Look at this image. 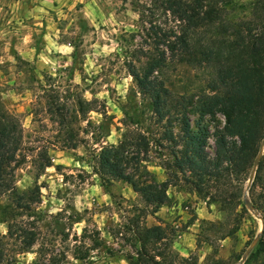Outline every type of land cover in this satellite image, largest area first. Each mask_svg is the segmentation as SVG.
Instances as JSON below:
<instances>
[{
	"label": "trees",
	"instance_id": "obj_1",
	"mask_svg": "<svg viewBox=\"0 0 264 264\" xmlns=\"http://www.w3.org/2000/svg\"><path fill=\"white\" fill-rule=\"evenodd\" d=\"M151 4V14L160 13L173 25L155 30L151 26L148 35L154 44L165 46V51L151 57L142 72L133 70L131 75L156 122H164L160 137L153 143L169 144L172 162L166 161L161 167L187 175L186 182L199 194L204 188L221 191L233 178L239 180L253 168L264 140V0L249 2L245 6L247 16L240 20L229 18L236 6L233 0H151ZM168 59L178 65L210 68L211 78L195 93L172 96L164 79L159 78ZM78 105L84 112L82 103ZM49 109L57 114L58 125L67 128L65 107L51 105ZM190 113L199 120L222 116V128L213 133V155L207 151L208 131L205 127L193 130ZM174 124L178 127L176 134ZM21 131L17 117L0 104V199L6 198L0 204V223L8 224L7 235H0V264L9 241H19L18 254L29 252L36 242V232L27 229L21 218L34 212L32 206L38 203L39 187L23 192L14 187V173L24 162L23 156L20 161L15 159L22 142ZM71 140L69 136L66 142ZM150 144L141 134L128 138L123 133L116 150L105 149L101 153L99 168L104 177L102 184L125 182L155 213L169 203L166 193L170 182L158 183L141 164L147 161ZM260 186L264 187V156L258 158L249 189L250 203L263 220L262 233L251 256H260V264H264V197L255 194ZM217 196L214 202H225L221 192ZM240 197L236 203L240 207L237 224L221 239L233 236L244 218L241 214H248ZM128 232L134 254L125 256L127 264H197V259H185L171 251L162 226L146 227L133 222ZM49 264H54L53 258ZM211 264L226 262L214 259Z\"/></svg>",
	"mask_w": 264,
	"mask_h": 264
},
{
	"label": "rangeland",
	"instance_id": "obj_2",
	"mask_svg": "<svg viewBox=\"0 0 264 264\" xmlns=\"http://www.w3.org/2000/svg\"><path fill=\"white\" fill-rule=\"evenodd\" d=\"M236 4L235 10L229 14V18L233 20H240L243 17L247 16V10L245 6L253 0H233ZM16 0H3L0 3V8L3 11H0V28H2L7 21L12 19V11L9 7L5 5L15 3ZM119 0H112V7L115 8ZM124 5H128L133 12H139L140 19L134 21L133 27L137 28L133 32H125L124 28H121L119 33L114 35L112 39L116 41L119 45L122 46V55L130 57V60L125 61V67L131 71L142 72V69L147 65L151 57H157L158 54L165 51V46L162 44L156 45L153 40H151L148 35L151 26L160 27L161 29H167L172 27V23L167 22V19L157 13L155 15L151 14L149 10L152 8L147 7V3H140V0H122L120 3V11H124ZM32 0H25L24 7L20 9L18 16L23 19L25 9L30 10L32 7ZM55 6V5H54ZM244 6V7H242ZM83 7V5H78L77 10ZM153 12V11H152ZM119 15V12H117ZM29 27L33 26L34 21L25 22ZM44 23V22H42ZM119 23V21H117ZM151 23V24H150ZM79 27L82 32L87 33L89 28L87 23L84 21H78ZM18 27L15 21L12 25L9 26V30L12 28ZM47 25L45 23V29ZM71 31V29L69 30ZM91 31H95L92 29ZM44 34V29L41 30V35ZM36 40V49L37 55L43 46L42 40H38L35 36L33 37ZM79 40V37L76 38ZM16 38H12L13 46L16 44ZM3 41L0 40V49L3 48ZM83 43V41H80ZM103 43V42H102ZM9 54L14 56L17 60L15 65V72L10 73L9 68L13 67L10 63H5L0 65V92L15 91L17 95H20L25 90L33 93L34 102L27 105L24 113L17 112L16 110L24 106V102L20 101L16 104H13L12 101H3V98L0 97V104L5 110L13 114L18 121L20 118L28 114V110H31L33 114V120L37 124L39 121L37 117L42 114L52 117L56 121L58 116L55 113L49 112V107H55V105H62L65 107L64 113L67 116L68 121V131L65 134V141L68 137L71 136L75 138V133L72 130V125L76 122V112L80 113V116L83 117L90 105L83 102L78 95H75L66 85L64 87V92L60 93L57 89L49 87L45 91L44 86L40 84L36 76V66L34 64H29L28 61L21 59L19 53L15 51V47H11ZM0 55H3L0 51ZM74 56V65H77L81 62L83 56L82 51H77L73 54ZM168 56V53L166 57ZM131 60H135L136 64H132ZM143 61V62H141ZM167 68L164 70L162 76L165 81V86L169 89V92L172 96H180L183 94L195 93L199 88L204 87L206 81L211 78L212 71L211 69H199L195 67L178 65L175 61L167 60ZM139 65V67H137ZM68 71V70H64ZM17 73H23L21 77H18L15 83H12L13 77H16ZM41 75L44 76V81L48 85L56 83V80L53 77L47 75L46 71L41 72ZM8 79L9 83L4 85V80ZM69 79H71V74H69ZM95 82V81H93ZM83 83V79H82ZM43 92V96H37L36 92ZM63 98L65 101L61 104L59 101ZM74 99V103L72 102ZM113 99L112 93H109V100ZM81 102L84 108V112L79 109L78 103ZM93 105L96 104V101L92 102ZM102 110H104V115L106 119L102 125V131L111 135L114 131L120 137L119 141L122 138L123 133L128 134V138H135L137 135L141 134L146 137V139L151 143L149 153L145 156L146 162L144 164L148 165L146 167L147 171L150 173L151 177L155 179L158 183L161 182H170V185L167 188V195L169 197V203L163 208H167L168 211L157 215L160 212V209L155 213L150 211V208H147L144 202L142 201L140 195L138 194L137 205L132 209V215L126 218V223H123L119 226H114L111 223H106L104 229H97L93 227L91 233H89L88 227L86 226L81 230L79 234H73L72 228L74 224L80 223L82 217L77 216L75 218L70 217L67 224L62 222V214L57 213L54 217L48 216L47 208L43 213L37 211V206L43 201L40 199L42 195L39 192L38 203L32 206L34 212L30 214L31 216L28 219H22L24 226L27 229H33L36 232V242L41 246L38 249H35L37 259L32 261V264L37 262V264H49L50 259H54V264H71V261L67 260V254L71 253L73 259L78 262V264H119L120 260H125V256L128 254H134V248L129 242L131 239L128 228H131L133 222H137L138 225L151 227L159 225L165 228L167 240L170 243L171 251L174 254H177L181 257V251H187L188 257L192 259H197V264H200V259L198 253L205 245L211 248V252L205 257L203 264H211L214 259H221L226 262V264H260L261 257H253L251 253L254 252L255 247V238L261 229V220L259 218V213L256 212L258 217H256L252 212L246 207L248 214L244 217L235 234L231 237H226L224 239L229 240V245L221 247L217 241L224 240L221 239L230 229H233L237 222L236 220L240 217V207L236 206L238 196L241 201L245 203L246 200L250 202L249 190L247 195L245 193L248 181L250 177H253V168L247 172L246 175L241 176L239 180L233 178L224 189L217 190L215 187L211 189H203L202 193H197L193 189V185L186 182L185 177L177 171L165 170L161 165L166 161L172 162V156L170 153V145L164 142L162 146H157L153 143L161 135L164 122L158 124L156 122L155 116L151 111L149 103L142 98L138 93V90L133 82V86H130L127 90L126 96L124 97L123 103H116L113 105L115 110H119L122 113V116L118 118L114 111L108 109L107 103L100 102ZM11 109V111H10ZM53 111V109H52ZM189 120L193 130H196L198 127H205L209 133V138L207 140L208 147L207 151L210 155L214 153V138L213 133L216 128H222L223 118L220 114H217L214 119L210 117H204L203 120H199L198 116L194 113L189 114ZM51 122V120H50ZM58 124V123H57ZM58 127L63 130L59 125ZM121 129H124L121 132ZM41 132H47V126H40ZM173 131L176 134L178 132V127L176 124L173 126ZM60 135V132H57V136ZM23 139V137H22ZM43 136H36L35 143L39 144L43 140ZM55 138H53L54 140ZM118 141V142H119ZM261 145V154L264 156V140ZM51 142H49L50 146ZM155 146H154V145ZM29 153L33 151V148L26 149ZM46 152L45 148H42V158ZM63 165H57V172L61 170ZM158 167L160 172L150 171V168ZM23 178V177H21ZM82 179L81 177H77ZM67 182V178H66ZM102 187L105 191H116L120 190L121 186H129L125 182H112L108 184H102ZM35 187V186H34ZM33 187V188H34ZM40 187H46L45 185H40ZM174 191L169 192V189ZM32 189V188H31ZM250 189V188H249ZM20 190V189H19ZM28 190V189H27ZM47 190V189H46ZM21 191V190H20ZM241 191V194H240ZM225 197V202H214L217 199L219 193ZM255 194L258 197H264V187H257ZM59 198V193L57 194ZM235 198H233V197ZM195 197V199H193ZM122 199V197L120 198ZM219 199V198H218ZM261 201L263 200L260 198ZM203 205L204 212L206 215H213V210L215 213L221 217L219 220H201L200 217L196 214L199 205ZM117 207H120V204L117 202ZM246 206V204H245ZM178 209V210H177ZM177 210V211H174ZM180 213H184L188 218L182 219ZM239 215V216H238ZM199 221V228L194 234L195 238V249L193 252L192 249L187 247L188 241L182 239L185 236H193V233L189 231L196 222ZM87 221L85 224L87 225ZM101 231H106L108 235L111 236V242H108L106 239H102L100 236ZM71 239V247L68 246V242ZM87 241V243H85ZM174 245L179 246V251L174 247ZM19 241H9L5 247V258L1 264H27V261L16 260L15 257L19 255H31L33 247L29 252H23L18 254ZM245 256L244 261L242 258ZM187 257V258H188ZM127 264V262H126Z\"/></svg>",
	"mask_w": 264,
	"mask_h": 264
},
{
	"label": "clouds",
	"instance_id": "obj_3",
	"mask_svg": "<svg viewBox=\"0 0 264 264\" xmlns=\"http://www.w3.org/2000/svg\"><path fill=\"white\" fill-rule=\"evenodd\" d=\"M2 2L3 0H0V3ZM121 2L122 0H119L113 8L112 0H32L33 6L30 10L25 9L23 19H21L18 13L24 7L25 0H16L15 3L5 5L11 9L12 19L0 28V40L4 42L3 48L0 49L3 53L0 55V65L10 63L13 67L8 71L15 72L17 60L9 54L10 48L15 47L21 59L36 66V76L45 91L51 87L63 93L62 85L67 82L66 86L83 102L90 105L83 117L78 111L76 112L77 120L71 126L75 138L70 142L65 141L68 129L61 130L57 121L48 115L42 114L37 117L39 121L37 124L29 109L28 114L19 119V128L22 130L20 134L23 139L15 154V159L20 161L23 156L24 162L14 173V187L22 192L34 186L39 187V192L42 194L40 199L43 203L37 206V211L43 213L47 208L49 217L60 213L62 222L65 224L69 222L70 217H82L80 223L74 224L73 234H79L86 226L91 233L93 227L102 230L106 223L114 226L122 225L126 223V218L133 214L132 209L135 206L142 207V205H137L138 194L132 191L131 186H121L118 192L105 191L101 185L104 177L99 168L101 153L105 149L116 150L120 139L114 131L111 135L102 131L106 116L100 102L107 103L108 109L114 111V114L120 118L122 113L115 110L113 105L123 103L128 88L133 86V76L125 67V61L130 60V57L122 55V46L112 37L119 33L121 28H124L125 32L136 31L137 28L133 27L132 22L138 21L140 14L133 12L128 5H124V11H120ZM140 3H147V7H152L151 0H140ZM78 5H83V7L77 10ZM0 11L3 9L0 8ZM13 21L18 27L9 30ZM26 21H34L33 26L29 27ZM78 21L87 23L89 28L87 33L82 32ZM42 29H44L43 35H41ZM92 29L95 31H91ZM34 36L43 42L38 55ZM13 37L17 41L14 46ZM77 37L79 40L76 39ZM78 50L83 52V56L81 62L74 65L73 54ZM131 63L136 64V61L131 60ZM45 71L48 76L56 80V83L52 85L45 83L44 76L41 75V72ZM69 74H71V79H69ZM22 75L23 73H17L12 83H15L16 79ZM8 83V79H5L4 85ZM110 92L113 97L111 101L109 100ZM36 95L43 96L44 93L37 90ZM0 97L3 101H12L13 104L23 101L24 106L16 110L20 113H24L27 105L33 103L35 99L33 93L27 90L20 95H17L15 91L0 92ZM93 101L97 103L93 105ZM59 102L63 104L65 101L61 98ZM72 102L74 103V99ZM15 114L13 112V115ZM41 125L47 126L46 133L40 131ZM123 131L124 129H121V132ZM57 132H60L59 136ZM36 136H43L44 139L37 144L35 143ZM49 142H51L50 146ZM28 148L34 150L29 153L26 150ZM42 148L46 149L43 158ZM141 164L143 167H148L143 164V161ZM57 165H63L59 172H57ZM149 170L160 172L158 167ZM40 185L46 187H40ZM172 191L174 190L170 188L169 192ZM5 199H0V204L4 203ZM117 202L120 207L116 206ZM166 211L168 209L162 207L157 215ZM196 214L201 220L221 219L215 210H213V215H206L202 204L198 206ZM180 215L182 219L188 218L184 213ZM21 219H28V217ZM85 221L89 223L86 225ZM198 228L199 221L189 229L193 236L182 237L183 240L188 241L187 247L193 252L196 251L194 234ZM7 233L8 224L0 223V235L6 236ZM100 236L111 242V236L106 231H101ZM217 243L224 247L230 242L224 239L218 240ZM71 244L70 239L68 246L71 247ZM40 246L39 243L35 244L31 255H19L15 259L26 260L27 264H32V261L37 259L35 249ZM174 247L179 251V246L174 245ZM210 252L211 248L207 245L201 249L198 253L200 264H203ZM180 255L185 259L188 257L187 251H181ZM67 260L71 261V264H78L71 253L67 254ZM119 264H126V262L120 260Z\"/></svg>",
	"mask_w": 264,
	"mask_h": 264
},
{
	"label": "water",
	"instance_id": "obj_4",
	"mask_svg": "<svg viewBox=\"0 0 264 264\" xmlns=\"http://www.w3.org/2000/svg\"><path fill=\"white\" fill-rule=\"evenodd\" d=\"M263 144V143H262ZM261 154V149H260V152H259V156ZM259 156L257 157V159L255 160V163H254V166H253V174L255 172V169H256V165H257V162H258V158ZM252 181H253V177H250L249 181H248V184H247V187H246V190H245V193L247 195V192L252 184ZM245 204H246V207L248 208V210L250 212H252L256 217H258V215L256 214V211L254 210V208L252 207L251 203L246 200L245 201ZM261 220V229H260V232L257 234L256 238H255V243L258 241V239L260 238V235L262 233V229H263V220L261 218H259ZM245 259V256L242 258V262L244 261Z\"/></svg>",
	"mask_w": 264,
	"mask_h": 264
}]
</instances>
